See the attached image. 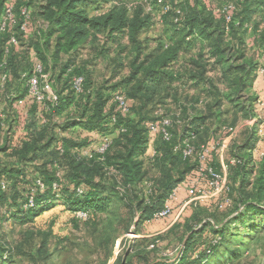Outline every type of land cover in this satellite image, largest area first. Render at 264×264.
Here are the masks:
<instances>
[{
	"label": "trees",
	"instance_id": "obj_1",
	"mask_svg": "<svg viewBox=\"0 0 264 264\" xmlns=\"http://www.w3.org/2000/svg\"><path fill=\"white\" fill-rule=\"evenodd\" d=\"M5 1L0 0V19ZM36 1L42 4L35 9L34 14L48 26L41 31L40 40L32 41L30 46L38 53L44 74L54 73L60 66L57 81L62 83V88L56 91L59 96V106L50 113L42 111L50 120L49 124L38 131L37 128H32L35 123H30L29 139L20 148L14 149L7 155L14 160V163L6 164L0 160V201L8 204L9 200L10 203L18 204L15 218L27 221L41 210L58 202H63L74 212L103 213L107 212L110 203L109 199L103 197H111L110 194L118 191L119 188L134 194L152 171V167L144 169L145 163L140 160L147 144L145 123L150 119L148 116L150 112L145 113L148 103L152 102L163 88L168 89V85H174L180 80L181 77L175 74L174 67L179 63L182 53L188 52L195 46H201L198 59L203 62L200 64L199 61H193V64L199 68L198 74L195 75L204 76L211 60L213 61L211 67L221 72L218 78L219 85L213 80L209 81L211 86L209 94L216 102L207 106V112L202 113L203 115L195 113L194 108L192 111L195 114L185 108L182 117L185 121L182 135L172 128L170 142L164 141L159 135L156 150L160 155L155 159L153 168L160 176L154 181L149 197H146L147 201L150 200V205L142 211L140 207L146 203V199H138V203L132 207V216L139 217L140 224L152 219L156 212L163 209L174 188L193 169L188 160H184L181 153L175 151L176 147L182 146L193 135L195 137L193 143L196 146L205 144L206 138L209 137L211 120L215 119L219 127L228 121L224 116L230 111L222 109L224 102L231 105V109L236 112L233 114L232 126L239 122V115L251 120L255 117L254 106L258 98L251 95V88L256 80L254 71L257 69V56L264 50V30L261 29V23L257 22V18L264 15V0H227L229 2L225 3L224 7L211 8L206 4L203 5L202 0H194V6L189 0H183L178 4H175V0H163L162 4L158 3V0H152L154 9L167 5L171 7L170 12L165 16L172 18L169 23L172 34L167 48L165 43L160 42L158 47L147 55L145 54L147 49L143 46L144 42L140 41V37L149 26L150 18L145 16L142 7L136 8L132 14L124 0H29L30 3L19 0L15 6L18 24L12 32L16 33L20 41L23 35L19 30L23 22L21 10L25 7L31 9ZM110 2H115V5L107 12L98 16L92 15L103 4ZM228 6L234 7L230 22H227L228 14L224 12ZM31 16H33L32 11ZM99 35L106 36L109 42H117L128 37L136 52L133 73L122 84L126 87L128 97L142 104L135 109L130 106L127 115L120 112L115 114L112 109L106 113L105 104L110 89L95 88L92 73L84 65L75 64L76 59L73 58V54L88 41H98ZM248 36L254 39V46L251 49L247 47ZM9 37V33H0V63L5 61L3 68H0V76L4 71H8L13 80L21 85L25 82L23 76L31 75L33 70L27 50L22 55L10 49L5 58L3 47ZM108 52L110 50L103 51L102 56ZM63 57L68 59L62 62ZM192 74L189 75V79L196 78ZM80 77L84 80L82 92L76 93L73 83ZM118 86L114 85L112 89ZM23 92L26 93L27 89L24 88ZM74 103L79 121L75 119L67 125L79 124L86 129L100 130L106 134L112 129L119 131L117 138L114 140L110 138L111 145L103 155L97 150L91 159L82 157L78 152L74 153V150L87 146V142L79 143L67 138L59 139L56 136V127L52 125L53 117L61 114L62 110ZM113 103L117 107L114 98ZM33 105L38 107L35 103ZM114 116L117 121L111 126L110 121ZM173 126L176 128L179 125L173 122ZM253 139L251 137L245 146L248 151L255 147V144H252ZM59 141L63 142L62 150L56 146ZM239 160L240 164L234 166L237 177L232 185V191L237 195L234 197V207L236 212L238 211L234 220L239 221L246 216L254 215L264 217V157L258 166L254 165L249 152L247 157ZM54 165L58 168H53ZM109 169L112 170L109 172ZM59 172L65 173V180L59 176ZM32 173L36 177L30 175V179L29 174ZM39 182L44 188L38 185ZM54 183L58 185L57 190L53 188ZM2 184L6 185V189H3ZM79 190L82 191L81 194ZM119 196H122L119 198L123 202L129 204L126 199L128 196L124 194ZM8 197L13 198L11 200ZM30 197L34 199L33 208L27 207ZM19 199L22 200L19 202ZM140 211L142 213L139 215ZM193 222L194 224L199 222L197 227H191ZM176 228H183L185 230L183 232L189 233L183 242V250L180 251L174 264H215L212 258L224 246V237L220 235L226 227L218 228L199 216H193L182 226L169 230V233L177 231ZM207 228H211L221 240L205 247L202 253H199L196 248L193 249L194 242L197 237H203ZM130 230L129 226L126 234ZM134 233L138 235L137 225L134 227ZM158 239V236L134 239L136 241L133 244L136 245H132L130 251H127V258L129 256L132 260L149 264L148 253H141L140 249L137 251V247L147 246L148 249L152 242L154 249L151 251L158 252ZM166 262L169 260H157L151 264H170ZM120 263L130 264L129 261L123 262V260Z\"/></svg>",
	"mask_w": 264,
	"mask_h": 264
},
{
	"label": "rangeland",
	"instance_id": "obj_2",
	"mask_svg": "<svg viewBox=\"0 0 264 264\" xmlns=\"http://www.w3.org/2000/svg\"><path fill=\"white\" fill-rule=\"evenodd\" d=\"M180 1L181 0H175V4H178ZM210 1L211 3H214L215 6L218 5L220 7H224V4L229 2L227 0ZM10 3L13 4V2ZM14 3L17 5L18 1L16 0ZM124 3L132 14L135 12L136 8L142 7L145 16H149V18H151V26H148L141 36V41H145V45L149 47L151 51L154 47H156L157 39L162 37L165 38L167 29L166 24L158 25L157 20L162 15L164 16L167 14L161 6L154 9L152 0H124ZM211 7L212 6H210V8ZM257 19V22L261 23V29L264 30V15ZM101 38V42L95 45V49L87 47V49L84 50L83 55L80 59H78V62L83 65L86 63L85 61L90 63L89 68L93 71L95 88H110L114 85H118L119 83H123L126 78L131 76V66L132 63H134L135 56L133 51L134 47L132 48V45L127 39H121L117 43H106V38ZM7 43L8 41L5 44L7 45ZM22 44L23 43L20 41L19 47H23L21 46ZM103 46L104 48H110V53L106 58L97 59L95 61L94 57H97V52H99ZM9 49H12V47ZM200 49L201 47H197L196 52ZM207 50L208 48L205 51ZM147 53L148 49L145 51L146 55ZM263 53L262 57L259 56L260 58H257V69L254 71L256 78H261L260 70L261 68H264ZM93 62L96 64L92 65ZM199 63L202 64L203 62L199 61ZM211 63L212 62H210V67L212 65ZM210 67L208 68L209 72L207 77L217 83L219 71ZM21 85L22 88L25 87L27 89L25 82ZM58 88L60 89V86ZM50 89L52 90L53 88L50 87ZM119 94L125 96L122 91L114 92V96ZM19 95L15 96L19 97ZM191 96L190 91V97ZM254 96L256 95L254 94ZM182 97H184V95ZM256 97L258 98V96ZM158 98H161V93ZM261 102L264 104V101ZM167 103H170L169 100L166 101V105ZM260 103L257 100V104L254 106V118L260 116L264 117V106H260ZM258 104L259 107L257 108L256 106ZM223 105V110L230 111L225 116L228 121L225 125L220 127L217 122H212L209 126V137H212V131H221L219 128L226 125L231 126V119L234 110L230 109L231 106L228 103H224ZM161 106L163 112L166 109L168 112L174 110V107L171 105L168 107L163 105ZM8 108H11L9 107V104ZM132 108L135 109L134 107ZM154 108L159 109L158 104L157 106H149L146 108L145 114ZM111 109L113 110V113H119V110L114 106V104L111 106ZM151 115L153 114H148L150 119L151 117H154ZM8 116V133L12 127H16L17 125L20 126L23 124L21 122H25L21 120L19 121L16 119V116L13 118L14 114L10 110H8ZM158 116H160V113L157 117ZM164 118L171 121V132L172 128L176 130L173 126V117L170 116ZM246 119L244 117V119L240 121L238 125L239 127L236 131L237 135L236 133H233L231 138L225 141V148L223 152L220 153L225 166L231 165V162L235 159L247 157V154L248 152L250 153V151H247L245 146L251 137L254 138L252 144H255V146H258L259 143L262 144L259 142L257 135L254 134L256 133V121L254 123V120L251 121L249 118ZM53 120L56 121V125L59 123H65V120L62 121L58 118H54ZM150 123L152 122H147L145 125L147 133L148 124ZM32 128H37V122ZM209 137H207L206 140ZM217 137H220L219 133L217 134ZM1 147H3V143L0 139V148ZM262 147H264V145ZM140 159L144 160L142 157H140ZM0 160L6 164L14 163V160H11L7 156H0ZM30 175H32V177H36L34 173L29 174V176ZM60 175L61 177L65 176V173L64 175ZM224 175L231 185L232 182L229 179V175L233 180H235L237 177V171L234 166L233 168L229 166V169L224 173ZM158 177L159 172L157 170L151 171L146 178L147 184H149V181L154 184V181H156ZM63 180H65V178ZM147 186L148 185L146 184L145 186L144 184L141 185L140 188L134 192V194L128 192L124 188H119L118 191L110 194L111 197H103L104 199L110 200L107 212L97 213L92 211L86 216L87 218L75 215L80 214L81 212H74L72 208L68 207L63 202H58L51 207L41 210L37 215L29 218V220L24 221L23 219L15 218V211L18 206L16 202L10 203L8 200L7 204L0 201V264H121L120 262L122 260L123 262L129 261L130 264H143L139 260H132L129 256L128 259L127 251H130L132 245H136L133 244L134 241H136L134 240L136 235L134 233V227L137 225V236L140 237L142 225L145 222L149 224L155 221L152 218L139 224L140 218L132 216V207L138 203V199H146V203L142 204L140 207L141 209L139 208L140 210L143 211L146 206L150 205V200L147 201L148 198L146 197H149L152 190L151 192L149 190L151 185L149 187ZM120 194L128 196L126 199L129 204H126V202H123L119 198L122 197L119 196ZM233 194V191H231L227 197L212 199L208 202L186 209L185 211L179 209L180 204L175 207L172 203H168V197L164 207L169 204L172 208V215L170 218L164 220L170 219L168 224L169 228L166 232L152 236V238L157 236L159 237V241L157 240L159 243V248L157 249L158 252L151 251L154 249V246L151 245L152 242L149 244V250L146 249L147 246H138L137 251L140 249L139 251H141V253H148L147 256L149 255V264L163 259L169 260L170 264H174L180 251L183 250V242H185V238H187V234L189 232H183L185 231L183 228H176L177 231L174 233H169V230L182 226V224L190 217L199 216L206 222H209L210 225L214 224L218 228L226 227L223 234L220 235L224 237V246L216 252L212 258V260H215V264H264V217H256L255 215L252 217L246 216L242 220L235 221L234 219L238 215V211L236 212L235 207H224V205L227 204V201L233 199ZM12 198L13 197H8V199L11 200ZM185 199L183 201H185ZM21 200L22 199H19V202ZM142 211L138 212V214L140 215ZM194 223L195 222H193L191 226L192 228L197 227L196 225L199 222L196 224ZM129 226L131 227V230L126 234ZM141 238L142 237H140V239ZM220 240L221 237H219V235L215 234L211 228H207L204 231L203 237H197L195 239L193 249L196 248V251L202 253V249H205V247L211 244H216ZM192 253H195V251H192Z\"/></svg>",
	"mask_w": 264,
	"mask_h": 264
},
{
	"label": "crops",
	"instance_id": "obj_3",
	"mask_svg": "<svg viewBox=\"0 0 264 264\" xmlns=\"http://www.w3.org/2000/svg\"><path fill=\"white\" fill-rule=\"evenodd\" d=\"M14 1L16 2V0H6L5 4L8 2H13V4L16 6ZM17 1H19V0H17ZM181 1H183V0H181ZM24 2L30 3L29 0H24ZM189 3L193 6L195 4L194 0H189ZM202 3H203V5L206 4L209 7L215 6L214 3H211L210 0H208V1L202 0ZM40 4H42V3L36 1V2H34V5L32 6V8L30 9L33 13V16H31V18L29 20L27 32L20 37L21 42L23 43L21 46H23V47H19V45L12 47V50H14L16 53H19L22 55L25 54L26 50L28 51L27 56H28V59L31 63L32 70L36 64H42V61H41L38 53L35 51V49L32 46H30V43L32 41H39L41 31L42 30L44 31L48 26L47 23H45L42 19L38 18L36 16V14H34L35 9H38L40 7L39 6ZM114 5H115V2L103 4L101 6V8L98 10H95L92 13V15H96V16L101 15L103 12H107L109 9H111ZM216 6H218V5H216ZM105 7H107V8H105ZM171 20H172L171 17L166 18L165 15L164 16L162 15L157 20L158 25H162V24L165 25L166 24L167 29H166V33H165V38L162 37L160 39H157V41H156L157 45L151 51H150V48L145 45V41H142V42H144L143 46L146 47V49H148L147 54H149L153 50H155L158 47V44L160 42L165 43L164 44L165 48H167L168 45H170L169 39H170L172 32L169 28V23ZM150 26H151V20L149 23V27ZM145 30H144V32H145ZM101 37L106 38V36H104V35H99L97 38L98 41H96V42L88 41L87 44H85L78 52H75L73 54V58L76 59V63H75L76 65L79 64L78 59H80V57L83 55L84 50H86L87 47H91V48L95 49L96 48L95 45L101 42V39H102ZM122 39H127L129 42L128 37H124ZM120 40L121 39H119L117 42H119ZM140 41H141V37H140ZM117 42H109L106 38V43H117ZM253 44H254V39L251 36H248L247 47L249 49H251L254 46ZM5 45H4L3 49L5 50V58H6L8 56V53L10 52L9 48H11V47L9 46V43H7L6 46ZM197 47H201V46L198 45V46H195L192 49H190L188 52H183L182 55L180 56L179 63L174 67L175 74L179 75L181 77L180 80L177 81L174 85H168V87H169L168 89L163 88L161 91V98H158L159 95H157L152 102L148 103V107L149 106H157V104H158L159 109L154 108L153 110H149L150 114L151 113L153 114L151 116H154V117H151V119L147 120L146 123L147 122L148 123L149 122H157V121L162 120L164 117H170L171 116V117H173L172 121L178 123V125H179L178 127H176L175 131L179 135H182L183 125H184L183 123L185 122V121H183L182 117H183V112H184L185 108L187 110H189V112H191V113L193 112L192 108H194L195 113L202 114V113L207 112V106L215 104V102H216L215 98H213V96H211V94H209V92L211 91V86H210L209 81L212 80V79L207 77L209 69L206 71V74L204 76L203 75L202 76H200V75L196 76L195 75V74H198L199 68H198V66L193 64V61H199L198 56H199L200 51H201V49H200L198 52H196ZM132 48H133V45H132ZM7 50H8V52H7ZM105 50H110V48H104V46L101 47L99 52H97L98 53L97 57H94V60L96 61L97 59L106 58L110 52L105 53V55L102 56V53ZM133 51H134V49H133ZM134 53H136V52L134 51ZM205 53L207 54L208 50L205 51ZM262 53H263V51H261V53L259 54L260 57H262ZM135 56H136V54H135ZM135 56H134V59H135ZM259 56H258V59L260 58ZM263 58H264V53H263ZM67 59H68V57H63L62 62H65ZM85 62L86 63L84 64V66L87 68L88 71H90L92 73V78H93V71H92V69L89 68L90 63L87 61H85ZM211 62H213V61H211ZM3 64H5V61L0 63V65H1L0 68H3L2 67ZM94 64H96V63L93 62L92 65H94ZM81 65H83V64H81ZM133 67L134 66L132 63L131 73H130L131 75L133 73V69H134ZM187 67H188V69H187ZM210 68H212V67H210ZM60 69H61L60 66H58V68L55 70L54 73L50 72V73L44 74L45 85L48 88L52 87L53 88L52 90H54L55 92L62 88V83L60 84L57 81V77L59 75ZM212 69H214V68H212ZM215 70L219 71V74H218L219 75L218 78H219L221 72L219 69H215ZM191 73H193L192 75H195V77H196L195 79H189L188 78ZM200 79H202V80H200ZM215 84L219 85L218 80H217V83H215ZM118 85L119 86L116 89H112V87L109 88L110 89V92L108 93L109 97H108L106 104H105V112L106 113L110 112L111 106H113V104H114L113 103L114 92L122 91L128 100V104L134 108H136L142 104V103H139L137 100L131 99L128 97L126 87L122 83H119ZM59 86H60V89L58 88ZM24 88L25 87L22 88V85H19L16 81L13 80L12 76L8 73V71H4V73H2V75L0 76V113L4 116L3 121L0 122V139H1V142L3 143V147L0 148V156H7L9 152L13 151L14 149L20 148L21 145H23V143L29 139L31 130L28 128V126L30 123H32V122L36 123L37 122V130L38 131H40L42 128H44L45 126H47L49 124L50 120L48 119L47 115H45V113L42 112V110L40 108L33 105V103L29 99L27 92L26 93L23 92ZM105 88H107V87H105ZM112 90H114V91H112ZM190 91H191V95H192L191 97H190ZM19 94H21V95H19ZM254 94L256 96H258V102L259 103H260V101H264V82L259 77L256 78V80H255V82L251 88V95H254ZM15 95H19V97L15 96ZM183 95H184V97H182ZM167 100H169L170 103H167V105H166ZM224 103H227V102H224ZM8 104H9V107H11V108H8ZM161 105H163L165 107L166 106L168 107L171 105L172 107H174V110L168 112V110L166 109L163 112ZM256 107L258 108L259 104ZM230 109H231V107H230ZM8 110L13 112V114H14L13 118H15V116H16V119H18L19 121L20 120L25 121V122H21L23 124L20 126L17 125L16 127H12V129L9 131V133H8V119H9ZM231 110H233V109H231ZM159 113H160V116L157 117V115ZM234 113H236V112L234 111ZM77 114H78L77 108H76L75 103H74L71 106L62 110L61 114L53 117V119L58 118L62 121L65 120V123H63V124L59 123L56 125L55 124L56 119L53 120L54 123L52 122V125L54 127H56L55 133L57 134L56 136L59 139L67 138V139H71V140H73L75 142H79V143L80 142H87V146L74 150V153L78 152V154L80 156L91 159L92 155L98 150L99 146L102 144V142L106 136L111 138L112 140H114L115 138H117L119 136V131L117 129H112L109 132V134L108 133L106 134L100 130L86 129L83 125H79V124H74V125L68 124L67 125V123H69L70 121L74 122L75 119L77 121H79V119H77ZM224 118H226V117L224 116ZM232 119H233V115H232ZM232 119H231V121H232ZM242 119H244V117L242 115H239V122L235 126L226 125L222 128H219V129H221V131H216V132L212 131V134H211L212 137H209L206 140L205 144L207 142L213 140L215 138V135L217 137L218 133L221 135L223 133V130L225 127L230 128L233 131V133H236V135H237L236 131H237V129L239 127L238 125ZM253 120H254V123H255V121L257 123V117L253 118L251 121H253ZM211 121L216 122L215 119H213ZM79 123H81V122H79ZM146 123H145V125H146ZM158 140H159V137L149 133V130H148L146 150L144 152V155L141 156L142 158H144V160H143L145 163L144 169H149L150 167H152V171L156 170L155 168H153V166L155 163V159L160 155V153H158L156 150V142ZM62 143H63L62 141L61 142L59 141L56 145V146H58V148L60 150H62ZM261 143L262 144L259 143L258 146H255L250 151V154L251 155L253 154V156H254V157L252 156V158L255 161L254 165H256V166H258L260 164L261 160L263 159V158L258 157V153H262V152L264 153V147H262L264 145V143L263 142H261ZM212 160H213V163H215V165L218 167V169L220 171H222L223 173L227 172V170L225 171V169H224V163L222 161L221 154H219L218 156H215ZM188 162L193 166V169H194V167H195L194 162L193 161H188ZM231 167L233 168V166H231ZM53 168L57 169L58 166L54 165ZM193 169L185 176L184 180L182 182L178 183V185L174 188V190L176 188H182V190L179 192L177 201H174V203L172 202L173 206L176 207V205L183 202V200L187 197V190H186L187 186L185 183L190 178V176L192 175ZM111 170L112 169H109V171H111ZM60 174L64 175V172L60 173ZM60 174H59V176H61ZM62 178L64 179V176H62ZM229 179L232 182L231 183V187H232L233 179L230 177V175H229ZM237 179H239V178H237ZM143 184H144V186H145V184L148 185L147 187H149L151 185V187H149V190L151 192V190L154 186L153 182L149 181V184H147L146 179H145L139 185V187ZM183 186H186V187L184 188ZM232 197H233V199H231L228 204L224 205V207L235 205L234 197H237V195L233 194ZM169 222H170V219L169 220H155L149 224H147V222H145L141 227L142 229L140 228L141 229L140 237L149 238V237H152L156 234L166 232L169 228V226H168ZM166 263H170V262H166Z\"/></svg>",
	"mask_w": 264,
	"mask_h": 264
},
{
	"label": "built area",
	"instance_id": "obj_4",
	"mask_svg": "<svg viewBox=\"0 0 264 264\" xmlns=\"http://www.w3.org/2000/svg\"><path fill=\"white\" fill-rule=\"evenodd\" d=\"M158 3L162 4L163 0H158ZM163 10L165 13H169L171 10L170 6H164ZM234 10L233 6H228L224 9L227 15V22L231 21V13ZM31 16L30 8H22L21 17L23 22L19 26V30L22 34H25L28 30V24ZM17 17L15 14V5L10 2L6 3L3 9V13L0 19V33H9L10 37L8 40L9 46H17L20 43V40L16 36V33L12 32L13 28L16 27ZM8 52V50H7ZM261 78L264 82V68L260 70ZM27 93L30 101L40 108L45 113H50L53 109H56L59 106V96L56 92L52 91L45 85L44 81V72L41 64H36L33 68L31 75H24ZM83 78H76L73 83V88L76 93L82 92ZM114 102L117 104V109L123 115H127L130 111V106L128 100L123 95H115ZM261 102V101H260ZM260 106H264L261 102ZM4 116L0 113V122H2ZM117 118L114 116L111 118L110 125H115ZM171 121L167 118H164L157 122H152L148 126L149 133L157 136H161L164 141L170 142L172 139L171 132ZM124 131V130H122ZM255 134L257 135L259 142L264 143V117H257V125L255 129ZM233 131L230 128L225 127L223 133L220 137L214 138L213 140L207 142L206 144L196 146L193 141L195 140L194 135L187 139L182 146H177L175 151L181 153L184 160L193 161L195 168L192 172L190 178L186 181L187 198L185 201L181 202L179 209L185 211L191 207L197 206L198 204L208 202L212 199H218L220 197H227L231 191L232 187L228 182L224 173L218 169V167L213 163V158L218 156L225 148V141L231 138ZM111 145L110 138H105L104 142L98 149V153L103 155L106 150ZM259 158L264 157V153H258ZM240 164L239 159H235L231 162L229 166H235ZM229 166L224 165L225 171L229 169ZM41 188H44V185L39 182L38 184ZM3 189H6V185L2 184ZM53 188L57 190L58 185L53 184ZM182 188H176L172 191L169 196L168 203L177 201L179 192ZM81 194L82 191L79 190ZM230 202L227 201V204ZM226 205V204H225ZM28 208L35 207L33 197H30ZM80 214H75L79 217H86L89 212L80 211ZM172 215V208L167 204L164 209L155 213L154 220H164L170 218ZM87 218V217H86ZM135 235V239H138Z\"/></svg>",
	"mask_w": 264,
	"mask_h": 264
}]
</instances>
